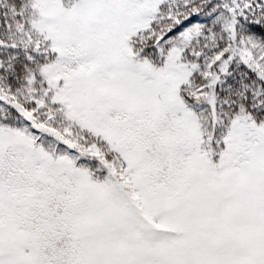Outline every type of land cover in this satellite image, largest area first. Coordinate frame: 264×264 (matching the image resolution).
Instances as JSON below:
<instances>
[{"label":"snow or ice","instance_id":"1","mask_svg":"<svg viewBox=\"0 0 264 264\" xmlns=\"http://www.w3.org/2000/svg\"><path fill=\"white\" fill-rule=\"evenodd\" d=\"M0 264H264V0H0Z\"/></svg>","mask_w":264,"mask_h":264}]
</instances>
